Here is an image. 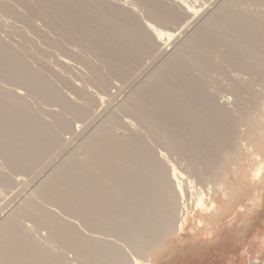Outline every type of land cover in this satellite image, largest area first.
Here are the masks:
<instances>
[{
  "label": "bare ground",
  "instance_id": "6f19581e",
  "mask_svg": "<svg viewBox=\"0 0 264 264\" xmlns=\"http://www.w3.org/2000/svg\"><path fill=\"white\" fill-rule=\"evenodd\" d=\"M123 1L0 0V12L27 24L63 56L88 55L98 61L81 58L89 70L87 82L97 91L91 92L60 78L47 54L38 58L35 52L33 59L30 50L0 35V195L13 191L19 177H31L35 184L21 202L20 195L11 200L19 203L5 216L0 210V264H152L132 253L129 258L107 238L124 241L138 258L148 256L171 238H183L191 202L198 212L192 216L195 225L212 236L226 209L218 198L231 201L233 178L264 185V92L255 88L264 83V0H218L199 18L198 0ZM37 21L61 39L46 38ZM178 34L184 39L175 51L167 52L170 44L162 49L164 40ZM66 43L82 54L69 52ZM161 49L164 61L145 75L148 61ZM143 77L80 147L85 159L74 154L48 166L51 155L66 146L62 136L72 121L88 123L96 95H104L113 79L129 86ZM58 78L76 98L63 94ZM220 79L227 81L226 87L221 84L231 102L212 88ZM39 103L60 110L49 111L47 119ZM170 155L199 179L211 176L218 184L215 195L204 192L205 198L201 191L194 197V181L187 187ZM260 155L257 165L245 171L244 165ZM36 231L41 237L48 233L45 241L36 238ZM54 245L62 250H53Z\"/></svg>",
  "mask_w": 264,
  "mask_h": 264
},
{
  "label": "rangeland",
  "instance_id": "374dc122",
  "mask_svg": "<svg viewBox=\"0 0 264 264\" xmlns=\"http://www.w3.org/2000/svg\"><path fill=\"white\" fill-rule=\"evenodd\" d=\"M108 1L112 4L124 3L123 0H116L117 2H120V3L115 2V0H111V1L108 0ZM192 1H195V0H192ZM10 2H12V0H10ZM195 2H197V4H199V5L201 2H203L204 5H206V6L202 5L203 3H201L200 6L197 5L198 9H200V10H198L199 13H198V17H197V18H199L200 16H203L204 14H206L209 11V8H210V10L214 9L216 3H218V0H203V1L201 0V2L198 0ZM202 6L206 7L205 10H203L204 7H202ZM199 7H201V8H199ZM1 13L2 12H0V35L3 34V35H1L3 38H6L8 40H12V42L14 44H16V46H19L23 49L27 48V49H25V51L30 50L28 52V54H31L30 56L33 59L36 58L38 56V54H39L38 58H41L43 54H47L46 61H47L48 65L50 67L54 68V69L53 68L52 69L56 73H58L59 77L62 76V78L63 77L67 78V80H70L72 82V84L73 85L75 84L74 86H76L78 88L87 87V89L89 91L97 92L93 87L90 86L91 84H89L87 82V79L89 77V74H87V73H89V70L87 69L88 67L84 63L83 59H81V58L85 57V59L87 58L86 60H88L90 62H95V60H96L95 58L94 59H93V57L89 58L90 56H88V55H84L81 58L75 57V56L70 55V54H65L63 56V54H61L60 51L54 50V47H51V45L47 41H44L45 38H43L42 36H40L34 32H30L32 30L27 26V24H25L24 22H23L24 23L23 24V23H21V21L20 22L19 21L14 22V20L11 21L10 16L8 17L7 14H5V13L1 14ZM39 22L37 23L38 27H39V29L41 27L40 31L46 35V36L44 35L46 38H48V39L51 38L50 40H54V41L61 39L60 36L56 32H54L53 30L49 29L43 21H39ZM181 36L180 35L175 36V38L177 37L176 39L173 38L174 40L172 39V40H170V42L167 41V43H166V40H164L163 43H165V44L163 45L162 49L167 48V46L170 44L169 48H167V50H168L167 52L170 53V52L175 51L176 48L179 47L180 42H182L181 40L184 39V35L182 36L183 38H181ZM46 43H48L50 45V47ZM23 44H24V46H23ZM172 44H174V46H171ZM66 47H67L68 51L73 53V54H78V52L81 53L80 50L78 49V47H76L72 43H71V45H68V43H66ZM170 48H172L173 51ZM41 49L44 52L43 51L40 52ZM74 49H75V52H74ZM162 49L159 51L160 52V53H158L159 55L156 54L155 57L153 58V60H150L151 62L148 61V63H150L151 66H150V64L147 65L145 75H147L149 73L153 74L158 69L157 67H159L161 65V63L164 61L165 57L161 56ZM32 50L34 53L31 52ZM56 51H58V52H56ZM35 52H37L36 53L37 55L35 54ZM33 54H35L36 57L35 56L33 57L32 56ZM154 60H157V62ZM57 61H58V64H57ZM97 62L98 61L96 60V63ZM60 63H62V65H60ZM70 75H71V77H70ZM78 76H80V77H78ZM83 78H85V79L83 80ZM140 78L137 80H133L131 83L129 82V84H131L129 86H128V83H124L120 80L118 81L117 79H116L117 80L116 81L115 79H113L115 82L112 80V82H111L112 85L109 86L108 91L104 95L103 94H101L99 96L96 95L97 99L94 102V104L90 107V115L92 114L93 116L91 117L90 120L87 121L89 123V125L86 122H85L86 123L85 124L81 120H77V119L73 120L75 122L74 123L72 121L71 130L72 129L73 130L72 131L69 130L68 132L64 133V135L62 136L63 137L62 140H64V143H66V146L64 144V146L61 149L54 152L51 155V157L49 158V159L53 160V163L55 162V164H52V162L50 163L51 160H49L48 163L51 165H48V163H47V165L48 166L53 165L54 167H56V166L60 165L66 159V157L68 158L70 156H73L74 154H78L82 160L85 159L84 154H82L80 152V149H81L80 147H82L84 142L91 136V134L100 125H102L104 122H106L105 121L106 119H109V117H111L114 114L113 112L117 111V109L120 107V105L126 100V97L129 96L131 91H134L137 86L139 87L143 83V80H145L146 77H143L142 79H140ZM120 83H121V85H120ZM221 83H223V85H225V83L227 84V81L223 80V82H222V79H220L217 84L212 86V88L215 89V87H216V89H218V90L215 89L214 91H219L220 92L219 95L223 97V95H224L223 93H225V95H228V93L224 89L226 87V85L224 87V86H222ZM56 84L60 88V90L63 92L64 95H66L67 97H69L71 99L76 98V96H74V94H73L74 93L73 90H71L69 88L67 89V87L64 86L63 82L59 78L57 79ZM125 84H127L126 85L127 88H126ZM220 84H221V86H220ZM87 85H89V86H87ZM217 86H218V88H217ZM4 87L7 88L8 86L7 87L4 86ZM263 87H264V83L263 84H257L255 88H256V90L260 89L258 91H261V89H262L264 92ZM120 90L125 91V93L121 91V94H120ZM22 93H24V91H22ZM119 95H121V96L119 97ZM108 96L112 97V98H109ZM113 97H115L114 98L115 100H113ZM230 97L231 96L228 95L226 98H229L230 102H231L232 97L231 98ZM221 102H224V100H221ZM39 105H40V108L43 109L42 111L45 113V116H46L45 118H47V119H49V111L58 112L60 110L57 106H56V108H55V106L53 107V104H50V105H52L51 107L49 104L46 105L45 103H39ZM48 105H49V107H48ZM123 119L125 121L128 120V122L132 121L134 123L132 125H135L136 128L139 127V130H141L140 126H138L139 124H137V122L135 120H131L132 118H128L127 116H123ZM84 125H85V127H84ZM86 125L89 127H87ZM133 128H134V126H133ZM74 131H76V132H74ZM73 134H74V136H73ZM73 137H75V138H73ZM65 140H66V142H65ZM55 154H56V156H55ZM57 156L59 159L57 158ZM176 157L177 156L170 155L169 161H170V163H173L176 167H178V169L183 173V175H184L183 178L186 181V184H188L187 187H190V185H191L190 183H192V181H194L193 184L196 187L198 186V188L195 187L194 189H192L194 191L197 190L194 192V194L198 193V195H195V196L193 195L194 197H196V196L200 197L202 195L203 197L206 198V196L210 197V195H215L213 193L217 192V189H218L217 185L218 184L213 180V178L211 176L207 175L208 177L206 176V178H200L199 179V177L193 175V173L188 168H186V164L182 160H180L178 157L177 158ZM258 158H257L258 160L253 159L254 163H252V160H249L248 161L249 165L247 162L244 165V170L248 171V170L253 169L255 167V165H257L258 161L262 158L261 155ZM179 166L182 168H180ZM183 170H185L186 172ZM23 178L24 179L27 178V180L21 181V179H22L21 177L17 178L18 182L14 186L15 189L12 188L13 191L10 192L8 190L7 192H5V194L0 195L1 198H4V199L0 200V202L2 201L0 204V207H1L0 210L2 211V212L0 211L2 214L1 216H5V214H7V212H9L15 206L16 203H19V201L21 202V200L24 197H27L32 192V190L35 188V184L32 183L33 178H32V180H30L31 177L30 178L29 177H26V178L23 177ZM208 179L212 183L210 181H208ZM235 182L238 185H235ZM239 182H240V180H236L235 178H233L232 179V185H231V187H229V190H228L229 197H231L232 194L234 195V196L232 195V198H231L232 203H231V201L229 203H227L226 201H228V199H223L221 196H219V198H221V199L218 198L219 204L224 208L226 207V209H225L223 217H222L223 219L221 218L222 221L221 222L217 221V223H220V224H216V222H215V224L213 226V231H212L213 235L212 236L208 235L209 232H206L204 229H200V227L195 225L196 222L192 220V216L196 215L198 212L195 210L194 204H192V202H191V203H189V205L191 204L189 206V212L191 215V216H189L190 221H189V224L185 230L186 234L185 233L183 234V238L182 239H178V237L171 238L168 241L169 244L167 242L168 245L162 247L161 249H159L156 252L149 253L148 256H140L142 258H138L139 255L134 253L132 251V249L130 247H128V245L124 241L119 240L115 237H112V236H111L112 238L108 237L107 240L109 239L110 242H113L117 245L119 244L118 246H120L124 250V252L126 253L127 256L129 255L128 256L129 258H131V256H132V258H136L137 260H140V261H144L145 258H147V259H149V261L152 264H264V185H263V183L262 184L246 185L243 182H241V184ZM30 183H32V184H30ZM25 186L30 187V189L28 188L29 189L28 190L27 187H25ZM31 186H34V187L31 188ZM18 187L19 188L21 187V188L18 189ZM22 188H23V190H22ZM238 188L241 189V191ZM231 189H232L233 193H232ZM234 189H235V191H234ZM17 190H19V191H17ZM8 192H9V194H8ZM12 192L13 193L20 192V193H18L17 197H16V195L13 194ZM200 192H201V195L199 196ZM203 193L206 196L203 195ZM207 193H208V195H207ZM2 195H3V197H2ZM6 195L9 198L6 197ZM18 195H20V197H21V198L17 199L19 201L17 202L15 199L16 203L14 201L11 202V200H13L14 198H18ZM11 197H12V199H10ZM234 197H236V198H234ZM224 202H226L228 205L225 204ZM2 205H4V207ZM8 205L10 207H9V209L6 208L7 211H5L6 210L5 206L8 207ZM242 206L244 208L245 207L246 208L241 209ZM46 207L49 208L50 210H52L54 206L51 207L50 205L49 206L47 205ZM57 209L58 208H56V211L58 212L57 214H59L60 212ZM239 210H242V211L239 212ZM52 211L56 212L55 210H52ZM61 213L59 215L66 218L67 220L68 219L71 220V218H69L68 216L63 215ZM26 223L27 222L25 221V224ZM31 224L32 223L29 221V226ZM43 231L44 230H41V231H39V233L43 232ZM39 233H38V231H36L34 233V235L37 234L36 238H42L43 237V240H44V238H47V236H48V233L46 234V232L44 233L46 236H42V237L39 236L41 234V233L40 234ZM42 235H43V233H42ZM45 244L47 245L48 243H45ZM54 246H51L53 248V250L60 251L61 248H59L58 245H56L55 247ZM131 253H132V255L130 256ZM69 256H71L70 258L73 260V257H72L73 255L71 254ZM73 262H74V264L75 263L80 264L76 260H73Z\"/></svg>",
  "mask_w": 264,
  "mask_h": 264
}]
</instances>
